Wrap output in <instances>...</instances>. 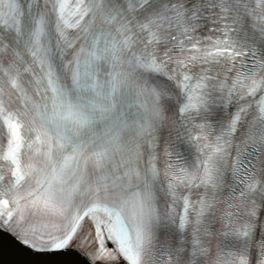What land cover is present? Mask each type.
I'll return each instance as SVG.
<instances>
[{"label":"snow or ice","instance_id":"1","mask_svg":"<svg viewBox=\"0 0 264 264\" xmlns=\"http://www.w3.org/2000/svg\"><path fill=\"white\" fill-rule=\"evenodd\" d=\"M0 264H264V0H0Z\"/></svg>","mask_w":264,"mask_h":264}]
</instances>
